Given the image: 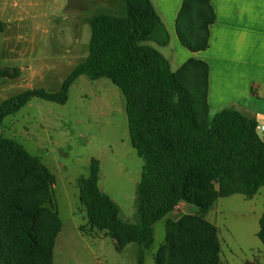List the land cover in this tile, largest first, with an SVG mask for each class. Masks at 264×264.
<instances>
[{
  "label": "trees",
  "instance_id": "obj_1",
  "mask_svg": "<svg viewBox=\"0 0 264 264\" xmlns=\"http://www.w3.org/2000/svg\"><path fill=\"white\" fill-rule=\"evenodd\" d=\"M122 1L124 14L100 12L85 19L88 53L60 88H27L5 98L0 126L33 97L65 103L81 74L108 78L125 99L130 144L143 160L135 188L137 220H124L118 204L99 188V160L91 158L88 174L78 181L88 223L112 238L116 250L136 243L142 264L143 250L154 241L153 224L184 201L197 210L165 220L154 262L219 264L217 227L206 215L218 198H250L264 186V139L255 119L232 106L210 118L207 63L189 57L172 70L148 43L162 46L169 39L151 0ZM214 18L209 0H183L175 23L179 42L191 51L205 49ZM16 75V69L0 68V78ZM53 184L54 175L38 157L0 135V264H53L62 226L51 204ZM256 236L264 247V204Z\"/></svg>",
  "mask_w": 264,
  "mask_h": 264
},
{
  "label": "rangeland",
  "instance_id": "obj_2",
  "mask_svg": "<svg viewBox=\"0 0 264 264\" xmlns=\"http://www.w3.org/2000/svg\"><path fill=\"white\" fill-rule=\"evenodd\" d=\"M100 12L124 14L125 6L122 0H0V68L17 70L15 77L0 78V103L27 88L57 91L88 53L90 26L85 19ZM148 43L174 68L170 45ZM257 132L262 135L261 129ZM0 135L18 142L54 175L51 204L64 237L57 243L54 264H138L137 244L116 250L112 238L88 223L79 199L78 181L96 158L99 188L118 204L124 220H137L135 188L143 160L130 144L125 99L116 85L105 77L81 74L65 103L33 97L4 117ZM263 204L264 186L251 199L234 193L214 202L209 219L217 224L222 242L249 255L263 248L253 217ZM181 213L175 208L153 224L154 241L143 250L142 264H156L153 254L164 242L165 220Z\"/></svg>",
  "mask_w": 264,
  "mask_h": 264
},
{
  "label": "crops",
  "instance_id": "obj_3",
  "mask_svg": "<svg viewBox=\"0 0 264 264\" xmlns=\"http://www.w3.org/2000/svg\"><path fill=\"white\" fill-rule=\"evenodd\" d=\"M182 1L151 0L169 34L166 45L171 46L174 64L172 68L169 62L171 69L175 70L189 57L205 61L208 65L209 116L212 111L215 113L232 106L255 119L258 129L264 125V0H209L215 18L208 26L207 47L198 51L183 46L176 34V17ZM175 208H180L182 213H195L197 210L196 206L184 201ZM249 208L255 214V206L250 205ZM209 212L206 218L216 225L220 241L219 264H263L264 247H258L249 255L232 250L222 242L217 224L209 219ZM262 212L263 209L256 211L253 217L258 221ZM257 231L258 227L255 234ZM60 232L61 229L56 237L54 253L58 241H64Z\"/></svg>",
  "mask_w": 264,
  "mask_h": 264
},
{
  "label": "built area",
  "instance_id": "obj_4",
  "mask_svg": "<svg viewBox=\"0 0 264 264\" xmlns=\"http://www.w3.org/2000/svg\"><path fill=\"white\" fill-rule=\"evenodd\" d=\"M259 128H260L261 130H264V125H260ZM260 136L264 139V134H262V135H260Z\"/></svg>",
  "mask_w": 264,
  "mask_h": 264
}]
</instances>
